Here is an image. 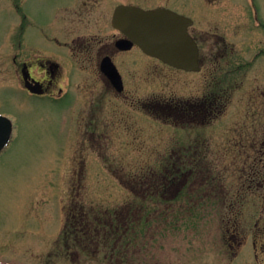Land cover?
<instances>
[{
	"label": "flooded vegetation",
	"instance_id": "1",
	"mask_svg": "<svg viewBox=\"0 0 264 264\" xmlns=\"http://www.w3.org/2000/svg\"><path fill=\"white\" fill-rule=\"evenodd\" d=\"M13 7L18 86L66 109V178L85 179L94 161L87 150L96 151L101 175L126 183L131 196L113 211L72 202L54 256L68 264H142L150 260L145 236L153 224L168 234L192 229L196 241L199 227H213L220 214L225 255L264 264V25L255 1L157 0L147 8L130 0H18ZM119 8L191 19L196 69L143 53L114 26ZM234 10L244 21L236 23ZM200 21L210 27L198 29ZM13 133L14 125L10 142ZM248 211L256 215L252 228L241 219Z\"/></svg>",
	"mask_w": 264,
	"mask_h": 264
},
{
	"label": "rangeland",
	"instance_id": "2",
	"mask_svg": "<svg viewBox=\"0 0 264 264\" xmlns=\"http://www.w3.org/2000/svg\"><path fill=\"white\" fill-rule=\"evenodd\" d=\"M17 1L0 0V60L7 68L3 70L6 72L3 75L0 69V114L14 125L12 141L0 153V264H68L62 256L54 255L61 249V228L72 202L86 208L101 206L113 211L131 196L120 185L126 183L101 175L99 166L94 165L97 163L96 151L87 150L88 161L94 157L95 162L91 163L85 179L74 180L71 184L70 176L66 178L72 155L68 133L63 128L66 115L64 105L57 107L47 98L23 91L11 69L12 54L17 53V46L10 45V37L16 32L15 27L19 22V15L13 7ZM41 1L29 0L30 3ZM130 1L147 8L157 2ZM254 1L259 20L264 25V0ZM33 9L26 8L25 12L36 18ZM234 14L236 23L244 21L242 10H234ZM198 23V29L210 27L205 22ZM38 43L35 39L28 40L29 45ZM153 69L155 71V67ZM159 71L161 69L156 70L154 77ZM73 152L71 150V154ZM255 216V213L248 211L241 219L245 224L250 223L252 228ZM214 218L213 227H199L200 234L196 235V241L193 240L195 231L192 229H185L184 235L182 230L168 234L160 225L153 224L151 232L148 233V230L145 236L150 260L142 264H241L243 259L240 257L231 259L229 254L225 255V250L230 248L222 245L220 214ZM251 232L252 229L249 230L248 241H245V250L251 248ZM251 260L245 263L253 264Z\"/></svg>",
	"mask_w": 264,
	"mask_h": 264
},
{
	"label": "water",
	"instance_id": "3",
	"mask_svg": "<svg viewBox=\"0 0 264 264\" xmlns=\"http://www.w3.org/2000/svg\"><path fill=\"white\" fill-rule=\"evenodd\" d=\"M117 12L114 26L144 53L186 71L196 69L197 47L187 32L191 20L164 9L143 11L119 8ZM6 127L4 138L0 139V149L10 134L11 127L7 119L0 117V128ZM2 133L0 132V137Z\"/></svg>",
	"mask_w": 264,
	"mask_h": 264
}]
</instances>
